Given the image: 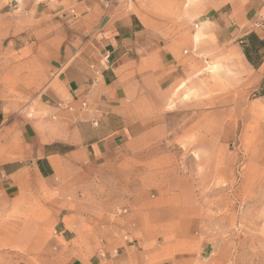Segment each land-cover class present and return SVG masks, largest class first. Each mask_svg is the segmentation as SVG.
<instances>
[{"label":"crops","instance_id":"1","mask_svg":"<svg viewBox=\"0 0 264 264\" xmlns=\"http://www.w3.org/2000/svg\"><path fill=\"white\" fill-rule=\"evenodd\" d=\"M136 1L55 7L56 24L37 32L13 94L0 97V204L9 219L0 240H22L5 226L28 225L27 240L56 245V261L44 264H80L82 222L72 202L157 127L195 66L199 81L216 82L219 70L233 75L243 96L254 93L251 103L264 107V0L199 1L186 44L146 40L153 31ZM14 255L1 248L0 264H31Z\"/></svg>","mask_w":264,"mask_h":264},{"label":"rangeland","instance_id":"2","mask_svg":"<svg viewBox=\"0 0 264 264\" xmlns=\"http://www.w3.org/2000/svg\"><path fill=\"white\" fill-rule=\"evenodd\" d=\"M78 1L0 0V97L13 94L37 32L56 24L54 8ZM199 1H136L153 31L145 39L186 44ZM216 73V82L199 81L195 66L157 127L72 202L82 222L80 264H264V107L251 103L254 93L243 96L241 80ZM5 212L0 204V223ZM6 227L22 240H0V249L31 264L56 261L53 239L27 240L28 225Z\"/></svg>","mask_w":264,"mask_h":264}]
</instances>
